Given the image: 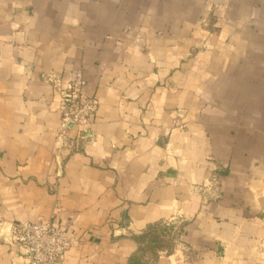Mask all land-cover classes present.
Here are the masks:
<instances>
[{
	"label": "crops",
	"instance_id": "0c3cea01",
	"mask_svg": "<svg viewBox=\"0 0 264 264\" xmlns=\"http://www.w3.org/2000/svg\"><path fill=\"white\" fill-rule=\"evenodd\" d=\"M77 70L92 136L55 155L44 74ZM0 210L65 227L61 264H264V0H0Z\"/></svg>",
	"mask_w": 264,
	"mask_h": 264
},
{
	"label": "built area",
	"instance_id": "2783aa9c",
	"mask_svg": "<svg viewBox=\"0 0 264 264\" xmlns=\"http://www.w3.org/2000/svg\"><path fill=\"white\" fill-rule=\"evenodd\" d=\"M44 78L53 87L55 94L60 96L62 119L54 133V154L78 151L72 135L75 134L77 140H88L92 136V119L98 111L99 101L85 93L87 80L80 70L72 72L68 80H65L62 73L55 71L44 74ZM174 122L180 129L186 127L179 116ZM199 190L212 198H220V176L212 174ZM0 235L4 238L7 236L6 241L17 246L30 264H61L67 252L75 246L73 238L63 226L42 220L14 223L1 210Z\"/></svg>",
	"mask_w": 264,
	"mask_h": 264
},
{
	"label": "trees",
	"instance_id": "16d2710c",
	"mask_svg": "<svg viewBox=\"0 0 264 264\" xmlns=\"http://www.w3.org/2000/svg\"><path fill=\"white\" fill-rule=\"evenodd\" d=\"M156 228L157 227L151 228L147 235H145V237H148L147 241L149 242L148 247H150V249L164 247V245L166 246V244L170 240V238L166 237V235H170V228H163L160 232L156 231Z\"/></svg>",
	"mask_w": 264,
	"mask_h": 264
}]
</instances>
